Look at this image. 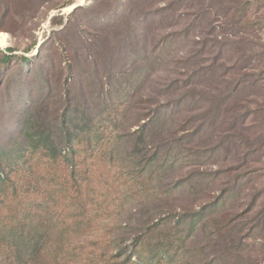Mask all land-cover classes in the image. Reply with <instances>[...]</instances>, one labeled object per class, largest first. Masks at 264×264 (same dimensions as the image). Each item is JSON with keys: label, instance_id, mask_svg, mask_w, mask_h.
Wrapping results in <instances>:
<instances>
[{"label": "rangeland", "instance_id": "rangeland-1", "mask_svg": "<svg viewBox=\"0 0 264 264\" xmlns=\"http://www.w3.org/2000/svg\"><path fill=\"white\" fill-rule=\"evenodd\" d=\"M0 37L33 264H264V0H0Z\"/></svg>", "mask_w": 264, "mask_h": 264}, {"label": "trees", "instance_id": "trees-1", "mask_svg": "<svg viewBox=\"0 0 264 264\" xmlns=\"http://www.w3.org/2000/svg\"><path fill=\"white\" fill-rule=\"evenodd\" d=\"M5 57L7 61L11 56ZM38 139L40 140V137ZM0 152L4 159L0 164V210L4 209L3 214L15 212L7 222L2 220L3 214L0 216V223H3L0 226V264H33V255L45 241L46 231L41 225L30 222L31 211L27 212L26 202L21 201L22 194L18 191L20 187L18 179L28 175L18 171L20 160L14 161L16 159L14 157L20 155L21 148L0 147ZM12 201H17V206L11 208ZM42 212L44 208L35 210L33 214L39 218L38 214Z\"/></svg>", "mask_w": 264, "mask_h": 264}, {"label": "bare ground", "instance_id": "bare-ground-1", "mask_svg": "<svg viewBox=\"0 0 264 264\" xmlns=\"http://www.w3.org/2000/svg\"><path fill=\"white\" fill-rule=\"evenodd\" d=\"M3 42V38L2 37H0V43H2Z\"/></svg>", "mask_w": 264, "mask_h": 264}]
</instances>
